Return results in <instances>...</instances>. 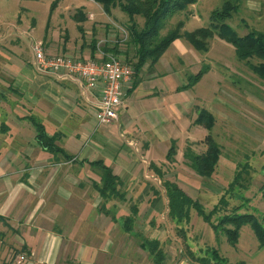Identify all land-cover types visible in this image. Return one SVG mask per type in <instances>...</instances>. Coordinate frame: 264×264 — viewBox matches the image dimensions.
<instances>
[{
    "label": "crops",
    "instance_id": "0c3cea01",
    "mask_svg": "<svg viewBox=\"0 0 264 264\" xmlns=\"http://www.w3.org/2000/svg\"><path fill=\"white\" fill-rule=\"evenodd\" d=\"M245 6L257 7L254 0ZM59 7L50 11L49 5L39 38L13 20H0V28L14 30L0 34V264H155L142 246L144 238L159 242L162 264H191L184 239L166 229L171 222L167 199L150 164L188 190L179 173L170 177L172 172L165 171L166 154L175 141L173 164L186 167L184 175L200 178L181 160L185 144L202 145L208 133L194 124L199 108L208 110L196 106L206 96L196 88L206 76L212 77L214 67L209 66L192 87L184 86L187 77L205 65L200 63L208 59L212 46L198 52L182 38L173 41L155 64L145 63L134 74L117 107V120L100 124L91 103L99 96L97 89L89 91L86 100L75 82L57 80L34 66L33 40L41 42L48 55L103 59L105 45L100 48V42H95L94 51V42H62L60 22L53 17ZM76 23L73 20L75 29ZM101 26L91 30L95 40L107 28ZM119 54L134 60L131 50L124 48ZM247 69L246 79L253 72ZM230 94L238 99V92ZM30 117L42 124L47 136L56 137L63 152L42 147ZM94 162L117 176L120 198L100 196L96 186L102 184L103 172ZM127 218H132L129 229Z\"/></svg>",
    "mask_w": 264,
    "mask_h": 264
},
{
    "label": "rangeland",
    "instance_id": "374dc122",
    "mask_svg": "<svg viewBox=\"0 0 264 264\" xmlns=\"http://www.w3.org/2000/svg\"><path fill=\"white\" fill-rule=\"evenodd\" d=\"M51 1L0 0V20L3 18L13 20L21 28L26 29V33L34 32L33 36L39 38L43 35ZM223 1L197 0L196 4L189 7L188 14L173 17L171 23L184 20L183 29L187 28L188 31L207 25L209 10L220 7ZM246 1H241L239 11L228 22L241 35L250 29L264 31V0H254L257 5L255 10L245 6ZM58 5L60 9L54 13L53 17L60 22L62 42L66 40L90 42L93 39L91 33L93 26L96 27L99 24L102 25L100 28L105 29L104 26L110 22L104 31L95 30V33L101 32L98 40L96 39L97 42H100V48L106 44L113 45L117 42H119L120 48H125L128 42V33L121 21L124 22L127 15L122 11L112 9L109 16L103 12L100 4L92 0H60ZM205 6L207 7L205 8ZM80 7L86 8V11H83L85 16L86 13L88 14L86 20L76 23V26L82 27L81 31L72 25L76 16L75 13H77L76 10ZM3 27L0 28V34L5 33L7 35L14 32L9 26L3 25ZM58 34L55 32L56 39H59ZM82 34L83 37H81ZM21 37L25 41L29 38L26 34H22ZM33 42L38 41L33 40ZM211 46L213 49L208 53V59L203 60L200 66L203 63L208 68L212 65L215 72L211 78L206 76L197 85L196 91L206 96L204 100L200 99L196 106L207 108L215 117V124L210 133L221 146L219 161L211 178L198 179L184 175L182 172L186 170V167L177 169L172 162L164 163V167L166 173L172 172L170 177L174 173L180 174L179 179L185 186L189 187L187 191L193 198L199 200L206 213L212 209L222 195H225L229 201L228 206L225 207L220 204L219 213L213 215L212 218L210 217L211 221L216 223L221 218V214L240 203L239 196L241 194L250 199L251 206L259 211H264V81L253 72L247 74L249 78L246 79L245 72L249 71L248 65L245 61L237 60L234 48L230 44L227 45L217 36H214L209 40V48ZM251 62L256 63L258 60L252 59ZM232 91L239 93L236 101L231 98L230 93ZM247 93L252 96L247 95ZM203 133H206L204 129ZM180 144L182 145V143ZM187 144L188 142L184 148ZM204 146V144L194 145L193 149L198 151ZM246 162L250 165V184L244 185L246 182L243 181L242 184L247 188L234 187L232 192H226L225 190L233 180L236 170L240 169ZM182 163H184L183 159L181 160ZM164 219L166 220V216ZM171 222L173 221L171 220ZM171 222L166 229L177 233L178 229L171 225ZM180 226L184 230L185 237L183 239L187 246L185 250L191 264H203L198 260H191V253L194 258H208L210 261L208 264H217L208 252L211 248H216L221 257L227 258L229 264H264V247L258 245L256 236L249 224L242 225L238 242L234 247L226 241L222 231L215 233L210 225L205 223L195 211L191 214L190 222ZM179 237L181 238V236ZM179 237H177V241L181 242ZM189 252L191 253L189 254Z\"/></svg>",
    "mask_w": 264,
    "mask_h": 264
},
{
    "label": "trees",
    "instance_id": "16d2710c",
    "mask_svg": "<svg viewBox=\"0 0 264 264\" xmlns=\"http://www.w3.org/2000/svg\"><path fill=\"white\" fill-rule=\"evenodd\" d=\"M40 1V0H31ZM60 0H52L50 11L55 9ZM101 5L105 14L110 16L112 9H118L127 15V19L123 25L127 29L128 42L125 50L132 51L134 60L128 59L134 68V74L145 64H155L170 44L176 39L182 38L188 42L196 51L206 52L209 48V40L214 36L226 41L234 47V51L239 60L245 61L253 73L264 81V31L250 29L247 33L239 34L228 22L233 15L239 11L241 1L243 0H224L220 7L214 8L209 16V23L204 27L194 30H184V20H178L171 23L173 17L180 14H188L189 7L197 2V0H92ZM74 20L82 22L86 20L83 9L80 7L76 10ZM108 23L106 24V26ZM78 30H82L80 25ZM83 35V34H82ZM90 42L93 51L96 40L93 38ZM124 49V48H123ZM120 48L119 42L104 47V54L112 52L118 54ZM92 57V56H91ZM104 59V57H103ZM257 59L258 62H251ZM208 67L203 65L196 74L187 77V83L184 87H192L206 71ZM36 129V140L43 148L52 152H63V149L55 144V136L49 137L45 134L44 127L34 117H30ZM194 124L202 125L207 130L204 138V147L201 150H194L191 144H187L183 151V162L195 175L200 178H211L215 171L216 165L221 155V146L210 133L215 124L214 115L204 109L199 108ZM176 155V143L171 145L166 154V160L174 162ZM68 157V155H66ZM98 165L103 174L101 176L102 184L96 186L98 193L102 198L121 197L117 189L119 180L111 170L101 164ZM150 168L156 173L160 179V183L164 189L167 199V216L176 225L177 233L182 238L185 237L184 230L180 225H186L191 220V214L195 213L201 219L210 225L215 233L223 232L226 241L231 246H236L238 242L239 232L244 224H249L256 236L258 245L264 247V211H259L251 206L250 199L244 195H240V203L233 206L230 210L221 214L218 222L213 223L210 217L219 213L220 204L228 206L229 201L222 195L218 202L214 204L207 213L203 205L198 199L185 189H183L174 179L166 178L165 172L159 166L150 164ZM250 184V165L246 162L240 169H237L233 180L228 184L227 191H233L234 187L242 189L247 188L242 182ZM132 218L125 220L126 229L130 228ZM228 225V226H226ZM143 247L148 248L155 264H162L164 253L159 247L157 240H149L144 238ZM210 257L217 264H229L227 258L221 257L216 248L209 251ZM191 252H189L190 254ZM209 257V258H210ZM191 260H198L203 264H208L209 259L205 257H195L190 254ZM204 261V262H203Z\"/></svg>",
    "mask_w": 264,
    "mask_h": 264
},
{
    "label": "built area",
    "instance_id": "2783aa9c",
    "mask_svg": "<svg viewBox=\"0 0 264 264\" xmlns=\"http://www.w3.org/2000/svg\"><path fill=\"white\" fill-rule=\"evenodd\" d=\"M31 51L38 72L51 75L57 80L75 82L86 100L88 92L97 89L99 96L91 103L98 123L110 124L117 120V107L123 103L126 86L134 76L133 66L119 53L102 52V60L75 57L65 53L48 55L44 52L41 42H34Z\"/></svg>",
    "mask_w": 264,
    "mask_h": 264
}]
</instances>
